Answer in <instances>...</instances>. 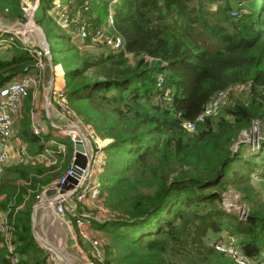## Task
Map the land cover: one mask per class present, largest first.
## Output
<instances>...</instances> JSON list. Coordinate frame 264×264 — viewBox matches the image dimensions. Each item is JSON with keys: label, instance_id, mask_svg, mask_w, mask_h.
I'll return each instance as SVG.
<instances>
[{"label": "trees", "instance_id": "1", "mask_svg": "<svg viewBox=\"0 0 264 264\" xmlns=\"http://www.w3.org/2000/svg\"><path fill=\"white\" fill-rule=\"evenodd\" d=\"M68 1V14L77 12L89 28L105 22L110 9L124 45L117 53L78 50L48 13L52 0L36 1L33 19L55 43L49 42L51 62L62 68L59 92L104 140L97 177L110 211L89 218L107 235L95 264H239L213 245L228 235L257 257L264 249V0ZM0 11L24 20L14 0H0ZM3 44L11 53L0 57V85L37 72L44 54L0 30ZM159 74L166 94L157 99ZM235 85L245 88L234 94ZM224 89L217 112L195 119ZM30 98L28 92L14 134L37 154L48 134L29 131ZM183 121H193V129ZM253 121L257 142L240 137ZM56 138L63 150L49 144L53 155L15 159L0 174V209L9 207L16 264L46 261L30 214L35 193L62 173L72 155L69 137ZM230 186L247 207L244 218L223 204L222 191ZM68 217L73 224L75 215ZM0 264H10L3 245Z\"/></svg>", "mask_w": 264, "mask_h": 264}, {"label": "built area", "instance_id": "2", "mask_svg": "<svg viewBox=\"0 0 264 264\" xmlns=\"http://www.w3.org/2000/svg\"><path fill=\"white\" fill-rule=\"evenodd\" d=\"M114 0H110L112 2ZM68 0L56 1L54 9H52L53 18L61 28L71 27L74 32V37L79 40L76 45L83 43L85 46L94 47V49H101L112 53L121 52L124 48L122 36L114 29L112 25L111 11L109 9L105 18V22L89 28L84 18L77 12L68 14ZM53 7V6H52ZM23 9V8H22ZM42 51L48 53V48L44 46ZM31 52L40 55L42 51L39 48H31ZM41 82L39 72H25L18 78L9 80L0 85V164L6 162L12 156L20 160H28L33 158H42V154H32L26 148V143L22 138L15 136L13 124L22 113V103L26 94L31 90L34 91ZM154 85L160 90L156 98L160 99L166 94V89L163 84V76L157 75ZM53 99V106L58 116L64 121L63 123H54L53 126L57 128L58 134H65L70 138L72 144V155L65 169L57 177L45 184L41 189L35 193V200L33 206L39 203L43 205H51L53 211L60 217H68L69 214H74V224L76 233L83 239L88 241L91 245H97L98 249L92 247L88 253V263L95 264L96 260L103 257V245L106 243L105 237H102L98 232L90 226L89 216L102 217L107 216L109 209L103 204L102 194L99 185V179L95 174L101 169L103 160V149L101 145L104 140L93 136L91 129L83 127V130L78 128V124L67 118H75V113L67 100L60 94L59 90L55 91ZM226 96V89L221 90L215 94L203 107L201 112L195 119H199L205 115L215 114L223 103ZM28 128L34 135L47 134L48 128L41 120L38 112L33 104L28 109ZM182 125L187 130H192L194 127L193 121H183ZM255 132V133H254ZM257 124L253 121L250 129V142H257ZM255 134V139L253 138ZM92 137V139H90ZM79 140L83 147L85 155V162L83 165L73 164L71 162L74 157L73 143ZM48 141L55 143L54 139L48 138ZM54 141V142H53ZM47 142V140H46ZM57 145L63 143L56 142ZM64 145V144H63ZM63 148V147H62ZM63 150V149H61ZM71 183L70 186L58 190L63 184ZM54 186V192L44 195V189ZM226 208H230L229 202H223ZM83 208H95V211H103V214L88 215ZM237 210L239 217L244 218L247 213V207L241 203L237 207H232ZM9 207L0 209V245L6 249V255L10 264H16L18 260V253L15 250L14 242L12 241V225L7 219L6 211ZM105 214V215H104ZM214 247L221 249L229 254L239 264H264V257L258 259L247 256L235 241L232 236H228L224 240L217 239L213 243ZM46 262V261H45ZM44 262V264H46ZM48 264H53L48 263Z\"/></svg>", "mask_w": 264, "mask_h": 264}, {"label": "rangeland", "instance_id": "3", "mask_svg": "<svg viewBox=\"0 0 264 264\" xmlns=\"http://www.w3.org/2000/svg\"><path fill=\"white\" fill-rule=\"evenodd\" d=\"M36 1L37 0H14V2L20 3L22 5L24 20L12 18L5 11H0V30L10 32L15 38H17L24 45L26 44L28 46H31L32 48L33 47L39 48L42 51L43 49L41 48L45 46V43H47L48 47H49V42L52 45L55 43L52 41V38L50 39V37H48L47 39L45 37L41 27L33 19V12L36 6ZM56 1L58 0H52L53 7H51L48 11V13L51 14L52 17H53L52 9H54V5L56 4ZM62 1L65 2V0H62ZM244 4H246V2H244ZM39 14H40V10L37 9L35 12V15L39 16ZM34 23L37 24L40 27V29H38L34 25ZM61 30L64 33L69 32L71 44L76 46L79 43V40H77L76 37H74L75 36L74 32L71 33L69 28L67 29L61 28ZM3 45L4 46H0V57H7L10 55L11 51L7 47L6 44H3ZM78 46L81 49H78V48L77 49L83 52H89V51L95 50L94 47L85 46L83 43L79 44ZM41 54H44V56L40 58L39 63H38L39 68L36 70L37 72H39L40 77H41V82L39 84L40 94L38 93V100H39L38 102L42 103V105L44 104V102L50 105V103L52 104L53 100L51 97H48V93L46 92L47 84L48 82H52L50 81L52 76H53L52 80L56 78L54 75L55 72H62L61 71L62 68L60 64L59 66L52 64L51 54L49 50H48V53H44L42 51ZM40 55H37V56H40ZM243 88H245V85H235V86H232L231 89L234 91L233 92L234 94H237V91H240ZM46 98H47V101H46ZM33 106L35 107L36 111L38 112L40 116V113H43V107L41 106L42 108L40 110V108L38 107V103L37 105L36 103L35 104L33 103ZM67 120L75 121L78 124V128L81 130H83V127H86L87 129H91V127L87 123L82 122L76 115H75V118H71L69 116ZM17 123L19 125L20 121L16 120L14 122V127H15V124L17 125ZM57 136L58 135L54 136V138L53 136H51V139L52 140L54 139V141H57V138H56ZM250 136L251 135L249 132L242 131L240 133V137L246 140L247 139L250 140L251 139ZM255 137L256 136L254 134L253 138L255 139ZM90 139H92V137H90ZM46 140H47V144H46L47 147H44L46 149L45 154L47 155L48 152L52 154L53 148L48 145L55 144L56 142L51 143L50 141H48V139ZM69 141H70V138H69ZM57 147L59 149H64L65 145L59 144L57 145ZM41 157H44L43 153ZM15 159L16 158L12 156L6 162L1 163L0 164V174L5 170V166L7 164L17 161ZM63 159L64 161H67L68 155L67 154L64 155ZM97 172L98 171H96L95 173L96 175H97ZM252 178L257 179L258 177L254 174ZM261 179H264V177H261ZM233 189L234 188L230 186L228 187L227 190L222 191L223 202L227 201V203L229 202L231 207H237L239 205V203L236 201L238 192H236L235 189L234 190ZM83 210L88 215L103 214V211H95V208L94 209L83 208ZM89 218H91V216H89ZM71 221L72 220L70 217L58 216L53 211V208L51 205L49 206L43 205V203L34 205V213H33V218H32V227L34 230L33 233L35 235V238L39 240L43 244V246L46 248L47 255L48 254L50 255V261L53 264H89L87 257H88L90 248L92 247L93 249H98V244L91 245L88 243V241L80 239L76 235V229L74 225L71 224ZM92 228L94 229V231L98 232L99 235L107 239V235L102 230L97 229L95 227H92Z\"/></svg>", "mask_w": 264, "mask_h": 264}, {"label": "crops", "instance_id": "4", "mask_svg": "<svg viewBox=\"0 0 264 264\" xmlns=\"http://www.w3.org/2000/svg\"><path fill=\"white\" fill-rule=\"evenodd\" d=\"M55 65H58L59 66V64L57 63V64H55ZM62 71V70H61ZM62 72H55L54 73V75H55V79L54 80H52V77H51V79H50V81H52V82H48V84H47V93H48V97H51L52 98V100L54 99V97H55V94L54 93H51L52 91H57V90H60L62 87H63V78H62V74H61ZM30 92V106L34 103H36V105H37V103H38V107L40 108V110H41V108L43 107V113H40V118H41V120L46 124V126H47V128H48V132H47V134H48V138H50L51 136H53V138H54V136H56V135H59L58 134V130H56L57 128H55L54 126H53V124L54 123H63V119L61 118V117H59L58 116V114H57V112L55 111V108H54V106H53V104H51L50 103V105H48L47 103H45L44 102V104L42 105V103H39L38 101V93L40 94V92H39V85L37 86V88L34 90V91H29ZM50 99V98H49ZM46 101H47V98H46ZM23 104V103H22ZM23 106V105H22ZM29 106V107H30ZM42 106V107H41ZM18 126V123H17V125L15 124V127H14V124H13V130L14 131H16V127ZM47 138V139H48ZM45 144H47V142H46V139H45ZM45 147H47V146H45ZM46 149H42V151H41V154L43 153V156H46V151H45ZM50 152H48L47 154H49ZM45 154V155H44ZM44 195H45V193H44ZM92 209H94V208H92ZM91 219V218H90ZM89 219V223H90V225L93 227V225H92V223H91V220ZM72 224V223H71ZM72 225H74V227H76L75 226V224L73 223ZM34 235V234H33ZM76 235H77V233H76ZM79 236V235H78ZM229 236V235H228ZM227 236V237H228ZM230 236H232L234 239H235V241L237 242V238H236V236L235 235H230ZM34 237H35V235H34ZM226 237V238H227ZM79 238L80 239H82L80 236H79ZM225 238V239H226ZM37 240V239H36ZM258 257H264V249H262L261 251H260V253H259V255L257 256V257H255L254 259H258ZM46 264H48V263H51V261H50V255L48 254L47 256H46V262H45Z\"/></svg>", "mask_w": 264, "mask_h": 264}, {"label": "water", "instance_id": "5", "mask_svg": "<svg viewBox=\"0 0 264 264\" xmlns=\"http://www.w3.org/2000/svg\"><path fill=\"white\" fill-rule=\"evenodd\" d=\"M34 25L40 29V27L34 23ZM45 46L48 48V45L47 43H45ZM73 148H74V157L72 158L71 162L73 164V167H75L74 164H78V165H83L84 162H85V155L83 153V150H84V147L82 145V143L79 141V140H76L74 143H73ZM71 183H65L63 184L58 190H62L64 187H68L70 186ZM55 190V187L54 186H49L47 188L44 189V193L45 195H48L52 192H54ZM33 213H34V206L32 205V209H31V228H32V232L34 231L33 230V227H32V218H33ZM34 234V233H33ZM39 243H41L39 240H37ZM42 244V243H41ZM43 245V244H42Z\"/></svg>", "mask_w": 264, "mask_h": 264}]
</instances>
